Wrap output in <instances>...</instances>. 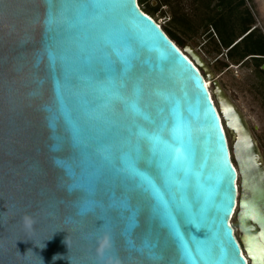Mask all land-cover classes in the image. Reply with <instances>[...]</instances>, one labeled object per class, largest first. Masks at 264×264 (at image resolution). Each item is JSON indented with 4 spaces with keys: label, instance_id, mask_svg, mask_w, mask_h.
<instances>
[{
    "label": "water",
    "instance_id": "95a60500",
    "mask_svg": "<svg viewBox=\"0 0 264 264\" xmlns=\"http://www.w3.org/2000/svg\"><path fill=\"white\" fill-rule=\"evenodd\" d=\"M0 264H264L259 143L138 0H0Z\"/></svg>",
    "mask_w": 264,
    "mask_h": 264
},
{
    "label": "rangeland",
    "instance_id": "374dc122",
    "mask_svg": "<svg viewBox=\"0 0 264 264\" xmlns=\"http://www.w3.org/2000/svg\"><path fill=\"white\" fill-rule=\"evenodd\" d=\"M157 1H152L153 6L157 5ZM244 1L245 6L240 8L241 12H243L244 9L246 10V8L251 9V12L253 13L252 15L255 19V23L252 25L251 29H254L256 25L264 35V0ZM215 3L216 1H209V5H211L212 8L215 6ZM201 4L202 3L197 0H170L168 6H162L161 11L154 15V19L162 28L168 27L176 31L185 42L183 47H193L195 51L203 57L217 78L218 76L220 77V83L223 84L227 93L234 99L235 103L246 116L251 128L253 129L257 127V130H253V133L264 154V77L259 76L258 72L256 73V69L251 61H247L243 65H234L226 56L227 50H222V55H218L213 51L214 47L210 44L205 35L206 29L201 26L200 23L202 14L204 13ZM209 12L211 13L213 10ZM175 14L188 17L190 19L189 25L196 29V32H191L187 30L188 28L184 29L181 26L178 28L176 24L173 23V20L171 21V18ZM187 27L189 26L187 25ZM181 30H184V32H181ZM210 31L213 32L215 36V32L213 30ZM185 55L188 56L187 54ZM223 62L228 63L229 65L227 67L223 66ZM252 70L254 71L253 74L251 73ZM216 106L218 108V105ZM224 126L227 136L230 139L225 122ZM230 144L232 150L233 144L231 141ZM232 224L237 230V236H239L240 233L238 231L237 218L232 221Z\"/></svg>",
    "mask_w": 264,
    "mask_h": 264
},
{
    "label": "trees",
    "instance_id": "16d2710c",
    "mask_svg": "<svg viewBox=\"0 0 264 264\" xmlns=\"http://www.w3.org/2000/svg\"><path fill=\"white\" fill-rule=\"evenodd\" d=\"M152 1L138 0V3L141 10L154 19V15L161 11L162 6H168L170 0H156V6H153ZM197 1L202 3L204 13L200 23L206 29L205 35L210 44L213 45V51L218 55H222V50H227L226 56L234 65H243L249 58H253L258 69L257 72H263L264 76V70L261 69L264 64V35L259 29L251 30L252 25L255 23L253 15L248 8H246L245 13L240 10L241 7L245 6V1L213 0L216 1L213 8L209 5L210 0ZM212 10L213 12L210 13L209 11ZM172 20L178 28L181 26L184 29L188 28L187 30L191 32H196V29L189 25L190 19L185 15L175 14L171 18ZM162 29L172 41L176 42L179 48L184 46L183 38L176 31L168 27ZM210 30L215 32V36ZM181 32H184V30H181ZM240 38L242 39L238 42ZM222 64L226 67L229 65L225 62Z\"/></svg>",
    "mask_w": 264,
    "mask_h": 264
},
{
    "label": "snow or ice",
    "instance_id": "6c2138e0",
    "mask_svg": "<svg viewBox=\"0 0 264 264\" xmlns=\"http://www.w3.org/2000/svg\"><path fill=\"white\" fill-rule=\"evenodd\" d=\"M99 14V6L97 5V15ZM119 55V54H118ZM175 132H176V127L174 126L173 129H172V133H173V139H175ZM139 135L141 136V138H144V139H147L151 144H153L154 146L155 145H158L160 142H161V137L159 135H155V134H152L150 132H146V131H141L139 133ZM172 152L173 154H175L177 152V148L176 147H173L172 148ZM132 167V171L134 173H136L137 175L140 176V179L142 182L144 183H148L149 185H151V180L149 178H147L144 174L142 173H139L134 166H131ZM193 251H197L195 249H193ZM189 259H192L191 256H189Z\"/></svg>",
    "mask_w": 264,
    "mask_h": 264
},
{
    "label": "bare ground",
    "instance_id": "6f19581e",
    "mask_svg": "<svg viewBox=\"0 0 264 264\" xmlns=\"http://www.w3.org/2000/svg\"><path fill=\"white\" fill-rule=\"evenodd\" d=\"M206 85H207V87L209 88V90H210V92H211V96H212V99L214 100V102H215V105H217V102L215 101V99H214V96H213V93H212V90H213V83H212V79L210 78V79H206ZM212 89V90H211ZM225 91V90H224ZM222 122H223V126H224V121H223V118H222ZM224 129H225V126H224ZM226 130V129H225ZM229 145H231L230 144V141H229ZM231 150V149H230ZM231 155H232V159H233V153H232V150H231ZM235 166H236V164H234ZM239 181H240V176L238 177V181H237V185H238V201H239V198H240V196H241V193H240V187H239ZM237 212H238V208H236V210H235V213H234V215H233V217H232V219H231V223H232V221L233 220H235L236 219V215H237ZM233 225V224H232ZM234 227V226H233ZM235 229V228H234ZM235 234H236V236H237V230L235 229ZM242 247V246H241ZM243 255H245V253H244V251H243ZM248 263H249V260H248Z\"/></svg>",
    "mask_w": 264,
    "mask_h": 264
},
{
    "label": "flooded vegetation",
    "instance_id": "af4514ba",
    "mask_svg": "<svg viewBox=\"0 0 264 264\" xmlns=\"http://www.w3.org/2000/svg\"><path fill=\"white\" fill-rule=\"evenodd\" d=\"M250 10V12H251V9H249ZM244 13H245V9H244V11H243ZM251 14H253L252 12H251ZM254 29H258V27L255 25V28ZM251 30H253V29H251ZM183 48V47H182ZM181 48V49H182ZM247 61H251L252 62V64H253V66L255 67V69H256V73H257V68H256V66H255V61H254V59L253 58H249ZM261 69L262 70H264V64L262 65V67H261ZM214 73V72H213ZM251 73L253 74L254 73V71L252 70L251 71ZM258 74H259V76H262V77H264L263 76V72H258ZM206 78V77H205ZM214 78H215V80H217L219 83H220V81H219V76H218V78H217V76L215 75V73H214ZM221 84V83H220ZM221 86H222V88L225 90V88L223 87V84H221ZM225 92L227 93V91L225 90ZM227 96H229V98L231 99V101L237 106V108L239 109V111H241L240 110V108L238 107V105L235 103V101H234V99L227 93ZM214 98H215V96H214ZM216 101V100H215ZM242 112V111H241ZM243 113V112H242ZM245 116V115H244ZM246 117V116H245ZM247 119V118H246ZM247 123L249 124V122L247 121ZM249 126H250V124H249ZM250 128H251V126H250ZM251 130L253 131H255V130H257V127H255V128H251Z\"/></svg>",
    "mask_w": 264,
    "mask_h": 264
},
{
    "label": "clouds",
    "instance_id": "9594fccd",
    "mask_svg": "<svg viewBox=\"0 0 264 264\" xmlns=\"http://www.w3.org/2000/svg\"><path fill=\"white\" fill-rule=\"evenodd\" d=\"M157 23V22H156ZM158 25H160L159 23H157ZM161 26V25H160ZM205 81H206V78H205ZM111 247V241H110V237L108 236H105L104 238H102L101 240V247L99 249V253H100V256L101 258H103L104 256V253H105V250L107 248H110Z\"/></svg>",
    "mask_w": 264,
    "mask_h": 264
}]
</instances>
